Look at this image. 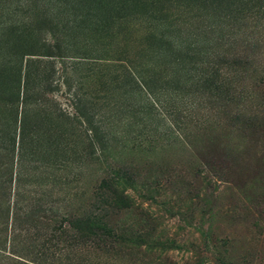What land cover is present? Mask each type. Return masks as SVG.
<instances>
[{
    "label": "rangeland",
    "instance_id": "rangeland-1",
    "mask_svg": "<svg viewBox=\"0 0 264 264\" xmlns=\"http://www.w3.org/2000/svg\"><path fill=\"white\" fill-rule=\"evenodd\" d=\"M0 264H264V0H0Z\"/></svg>",
    "mask_w": 264,
    "mask_h": 264
}]
</instances>
